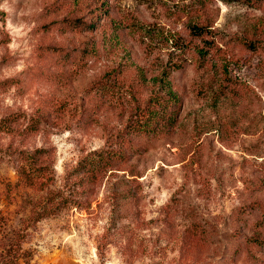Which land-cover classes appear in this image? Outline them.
<instances>
[{"label":"rangeland","instance_id":"obj_1","mask_svg":"<svg viewBox=\"0 0 264 264\" xmlns=\"http://www.w3.org/2000/svg\"><path fill=\"white\" fill-rule=\"evenodd\" d=\"M11 260L264 264V0H0Z\"/></svg>","mask_w":264,"mask_h":264},{"label":"trees","instance_id":"obj_2","mask_svg":"<svg viewBox=\"0 0 264 264\" xmlns=\"http://www.w3.org/2000/svg\"><path fill=\"white\" fill-rule=\"evenodd\" d=\"M190 30L193 35L200 36L205 34L206 27L202 24L196 23L190 27ZM201 49L202 48H200V51ZM162 119L163 115H148L144 117L142 121L138 120L137 123L133 124V128L135 127L137 131H154L156 129V126L159 124V122L162 121ZM156 122L158 124H156ZM46 152L47 150L45 149H37L33 151L30 155H28V157L26 156L25 159L27 161V164L29 165V170H27L26 172L34 171L38 173H43L47 167L43 163L40 164V160L45 158ZM26 175H31V173H26ZM10 264H18V261L11 260Z\"/></svg>","mask_w":264,"mask_h":264}]
</instances>
